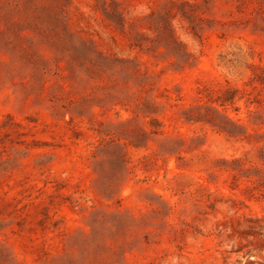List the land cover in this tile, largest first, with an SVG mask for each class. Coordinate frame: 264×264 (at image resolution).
<instances>
[{"label":"rangeland","instance_id":"obj_1","mask_svg":"<svg viewBox=\"0 0 264 264\" xmlns=\"http://www.w3.org/2000/svg\"><path fill=\"white\" fill-rule=\"evenodd\" d=\"M0 264H264V0H0Z\"/></svg>","mask_w":264,"mask_h":264}]
</instances>
